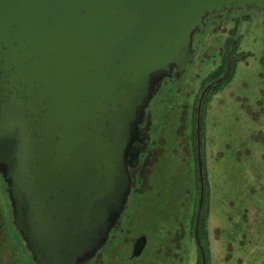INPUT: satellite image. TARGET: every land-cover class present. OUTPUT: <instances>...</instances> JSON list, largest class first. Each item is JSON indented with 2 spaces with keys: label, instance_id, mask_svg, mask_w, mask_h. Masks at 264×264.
I'll list each match as a JSON object with an SVG mask.
<instances>
[{
  "label": "water",
  "instance_id": "1",
  "mask_svg": "<svg viewBox=\"0 0 264 264\" xmlns=\"http://www.w3.org/2000/svg\"><path fill=\"white\" fill-rule=\"evenodd\" d=\"M250 9L264 0H0V172L36 264H81L103 247L131 193L154 85L194 63L207 17ZM214 84L197 113L202 264L201 111Z\"/></svg>",
  "mask_w": 264,
  "mask_h": 264
},
{
  "label": "rangeland",
  "instance_id": "2",
  "mask_svg": "<svg viewBox=\"0 0 264 264\" xmlns=\"http://www.w3.org/2000/svg\"><path fill=\"white\" fill-rule=\"evenodd\" d=\"M193 51L184 73L154 85L125 208L107 242L81 264H202L197 113L214 82L201 111L207 264H264V10L207 17ZM142 236L146 249L132 258ZM0 264H36L1 172Z\"/></svg>",
  "mask_w": 264,
  "mask_h": 264
},
{
  "label": "trees",
  "instance_id": "3",
  "mask_svg": "<svg viewBox=\"0 0 264 264\" xmlns=\"http://www.w3.org/2000/svg\"><path fill=\"white\" fill-rule=\"evenodd\" d=\"M229 36H230V37H229V39H230L229 44H230L231 41L233 40L234 33L230 34ZM218 85H219V84H216V85H213L212 87H210V89L208 90L207 94H208L209 92H211V91L216 90L217 87H218ZM205 236H206V226H205L204 223H201L200 228H199V237H200L201 243H202V245H203V247H204V249H205V252H206L207 249H206L205 239H204ZM198 249H199V248H198ZM206 253H207V252H206Z\"/></svg>",
  "mask_w": 264,
  "mask_h": 264
},
{
  "label": "flooded vegetation",
  "instance_id": "4",
  "mask_svg": "<svg viewBox=\"0 0 264 264\" xmlns=\"http://www.w3.org/2000/svg\"><path fill=\"white\" fill-rule=\"evenodd\" d=\"M229 67H230V63H229ZM176 72V71H175ZM215 83V82H214ZM213 83H211L210 85H212ZM209 85V86H210ZM214 85H216V84H214ZM142 137H141V133H140V140H136V141H134V143H133V146H135L136 148H138L139 150H140V152H141V149H140V147H139V144L142 142ZM140 157H141V153H140ZM136 168V167H135ZM130 171H131V169H130Z\"/></svg>",
  "mask_w": 264,
  "mask_h": 264
}]
</instances>
